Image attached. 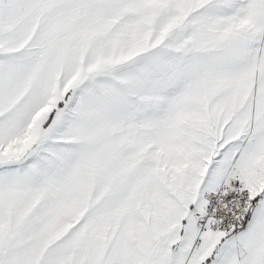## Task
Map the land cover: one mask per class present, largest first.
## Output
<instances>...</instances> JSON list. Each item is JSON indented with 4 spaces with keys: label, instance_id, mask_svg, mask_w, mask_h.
<instances>
[{
    "label": "snow or ice",
    "instance_id": "1",
    "mask_svg": "<svg viewBox=\"0 0 264 264\" xmlns=\"http://www.w3.org/2000/svg\"><path fill=\"white\" fill-rule=\"evenodd\" d=\"M0 264H264V0H0Z\"/></svg>",
    "mask_w": 264,
    "mask_h": 264
}]
</instances>
